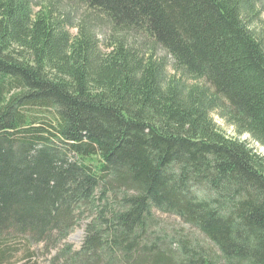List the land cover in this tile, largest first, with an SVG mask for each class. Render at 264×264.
Listing matches in <instances>:
<instances>
[{"label": "trees", "instance_id": "16d2710c", "mask_svg": "<svg viewBox=\"0 0 264 264\" xmlns=\"http://www.w3.org/2000/svg\"><path fill=\"white\" fill-rule=\"evenodd\" d=\"M77 1L203 84L87 23L70 34L51 3L0 0V264L17 244L56 248L51 264H264V155L210 117L264 148L252 0Z\"/></svg>", "mask_w": 264, "mask_h": 264}, {"label": "rangeland", "instance_id": "374dc122", "mask_svg": "<svg viewBox=\"0 0 264 264\" xmlns=\"http://www.w3.org/2000/svg\"><path fill=\"white\" fill-rule=\"evenodd\" d=\"M30 2L34 12L39 5L51 3L52 5L56 6L61 12V15H63V17L68 20L67 22L70 23V26H68L67 30L72 35L76 34L77 25L80 23H87L92 33L96 35L101 44L109 41L108 38L117 37L123 39L127 46L133 48L138 53H152L154 58L160 60L164 66L165 76H176L180 78L181 81L186 85H191L193 83L203 84V81L201 80H193L188 76L175 72L172 66L171 57L167 55V53H165L162 48L154 44L153 41L148 38V36L135 31L114 32L108 21L103 16H101L99 13L89 10L77 0H30ZM252 2L254 3L252 7L253 10L249 15L248 20L245 19V22L249 23V27L254 32L263 33L264 0H252ZM210 117L218 130L224 133L227 137L237 138L241 141H244L248 147L252 148L257 153L264 155L263 147L253 141L247 134H236L234 129L221 117H219L216 112H211ZM156 215L159 219L160 225L165 227L166 232H169L170 234H177L178 232L183 235L191 236L192 238H196L202 244L206 245V242L203 241L200 236H198L197 232L183 224L176 216L157 212ZM83 236L84 221H79L64 240V243L70 244L73 249H78L82 242ZM10 245L12 244L10 243ZM43 247L44 244L32 245L28 250H26L25 246L22 244H17L14 248V252H11L9 256L10 263L24 264L25 261V264H51L52 257L56 253V248ZM27 253H29V255L32 253V255L28 256Z\"/></svg>", "mask_w": 264, "mask_h": 264}]
</instances>
